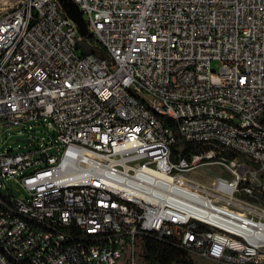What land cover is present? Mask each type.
Masks as SVG:
<instances>
[{"label":"built area","instance_id":"obj_1","mask_svg":"<svg viewBox=\"0 0 264 264\" xmlns=\"http://www.w3.org/2000/svg\"><path fill=\"white\" fill-rule=\"evenodd\" d=\"M72 1L0 0V264H264V0Z\"/></svg>","mask_w":264,"mask_h":264},{"label":"trees","instance_id":"obj_2","mask_svg":"<svg viewBox=\"0 0 264 264\" xmlns=\"http://www.w3.org/2000/svg\"><path fill=\"white\" fill-rule=\"evenodd\" d=\"M96 52L104 55L103 52L93 49L84 48V52ZM176 142L172 146V158L178 159L180 156L190 157L192 153H199L204 150V146L191 142H186L177 129L174 130ZM143 257L149 264H196L190 253L175 243L167 239L159 241L152 235L145 236L143 242Z\"/></svg>","mask_w":264,"mask_h":264},{"label":"rangeland","instance_id":"obj_3","mask_svg":"<svg viewBox=\"0 0 264 264\" xmlns=\"http://www.w3.org/2000/svg\"><path fill=\"white\" fill-rule=\"evenodd\" d=\"M5 137V135L3 136ZM220 169L216 165H201L194 169L191 172H187L186 175L192 179H197L198 181L202 183L209 184L212 179L219 174ZM137 264H149L145 261L143 254L141 253L140 249H137ZM193 260L196 262V264H222L219 261L215 259H208V258H202L199 257L193 253H190Z\"/></svg>","mask_w":264,"mask_h":264},{"label":"water","instance_id":"obj_4","mask_svg":"<svg viewBox=\"0 0 264 264\" xmlns=\"http://www.w3.org/2000/svg\"><path fill=\"white\" fill-rule=\"evenodd\" d=\"M62 8L68 16L76 23L81 36H86L88 29L82 11L79 6L72 0H60Z\"/></svg>","mask_w":264,"mask_h":264}]
</instances>
